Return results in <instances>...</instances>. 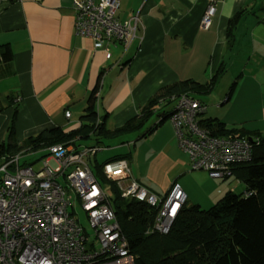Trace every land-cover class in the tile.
I'll use <instances>...</instances> for the list:
<instances>
[{
	"label": "crops",
	"instance_id": "0c3cea01",
	"mask_svg": "<svg viewBox=\"0 0 264 264\" xmlns=\"http://www.w3.org/2000/svg\"><path fill=\"white\" fill-rule=\"evenodd\" d=\"M72 2L0 0V45L8 46L11 53L9 61L0 62V69L12 71L0 77V98L14 96L0 112V142L5 141L4 132L14 110L16 142L53 126L65 131L78 127L99 76L97 111L105 117V127L111 129L136 115L164 85L185 79L205 83L220 65L264 68V0H217L208 29L200 26L207 0H119L116 16L120 21L134 14L139 17L137 38L125 54L119 44L110 45L109 58L103 49L94 48L90 38L73 32ZM240 11L234 41L228 49V20ZM224 73L208 94L200 96L205 106L214 95L222 98L212 92L225 82ZM263 82L256 87L262 104L253 110L262 119ZM238 83L224 102L235 94ZM206 97L210 99L205 101ZM66 110L71 113L69 118L64 115ZM204 114L201 118L222 119L214 116L218 113ZM156 120L151 118L148 126ZM237 122L248 130L264 131V125L248 127L246 120ZM123 139L127 142L111 145L113 153L103 160L127 154L130 177L158 195H165L177 182L186 194V204L206 209L236 188L233 175L216 179L204 170L191 169L167 119L143 137L127 135ZM79 142L71 146L82 148ZM44 159L52 161L49 155Z\"/></svg>",
	"mask_w": 264,
	"mask_h": 264
},
{
	"label": "built area",
	"instance_id": "2783aa9c",
	"mask_svg": "<svg viewBox=\"0 0 264 264\" xmlns=\"http://www.w3.org/2000/svg\"><path fill=\"white\" fill-rule=\"evenodd\" d=\"M217 0H207L200 26L208 29ZM119 0H73V32L93 41L110 57L109 46L119 44L122 53L137 38V14L120 21ZM97 102L99 90L95 93ZM206 106L190 94L174 97L167 120L172 123L178 147L189 159L191 169L209 177H231L232 167L251 157L246 136H214L199 124ZM66 118L71 113L64 112ZM102 147L76 149L62 144L48 148L52 161L42 168L20 165L15 156L0 166V264H134L127 237L107 200L105 190L85 161ZM102 171L109 180H118L123 196L155 208L152 230L165 234L186 201L180 184L174 182L165 195H158L130 177L126 159L107 161ZM62 177L63 182L58 179ZM66 184V186L63 185ZM124 183V186H123ZM76 193L85 212L89 231L69 211L71 194ZM247 195V193H244Z\"/></svg>",
	"mask_w": 264,
	"mask_h": 264
},
{
	"label": "trees",
	"instance_id": "16d2710c",
	"mask_svg": "<svg viewBox=\"0 0 264 264\" xmlns=\"http://www.w3.org/2000/svg\"><path fill=\"white\" fill-rule=\"evenodd\" d=\"M240 14L241 11L228 20V49L233 44L234 29ZM10 58L9 47L0 45V62H7ZM224 71V66L220 65L205 83L185 79L160 87L136 115L111 129L105 127V117H101L97 111L95 93L99 88L100 76L80 115V124L74 129L65 131L61 126H53L16 142L14 123L17 112L14 110L6 128L8 141L0 142V166L15 156H19L20 165L29 163L30 166V162L20 163L23 155L39 151L40 157H44L49 155L48 148L56 144L70 146L77 141L92 139L95 144L87 147L106 149L111 146L106 141L124 143L127 140L123 138L127 135L132 138L136 135L143 137L167 119L172 111L174 97L185 93L200 98L208 94ZM11 73L9 69H0V77ZM234 85L235 82L227 97L231 95ZM13 97L8 94L0 98V112L12 103ZM156 117V122L148 126L150 119ZM199 124L214 136L249 138L252 149L250 160L232 167L233 176L243 181L245 189L240 194L227 191L206 209L188 205L185 201L165 234L152 230L155 208L133 197L123 196L119 181L109 180L102 171L105 162L126 159L127 154L109 157L102 162L96 160L95 153L85 157L100 186L105 184L108 187L110 194L102 188L127 237L134 264H264V133L238 125L228 126L216 117L201 118Z\"/></svg>",
	"mask_w": 264,
	"mask_h": 264
},
{
	"label": "rangeland",
	"instance_id": "374dc122",
	"mask_svg": "<svg viewBox=\"0 0 264 264\" xmlns=\"http://www.w3.org/2000/svg\"><path fill=\"white\" fill-rule=\"evenodd\" d=\"M224 73V81H221L220 85L217 87V89L212 92V94L217 93L219 97H216L214 95L213 100L211 102L207 101L210 99V97L204 98L206 102V106L208 107V110L204 112V115H208L210 112L212 113H218L214 116L218 115L221 116L223 121L228 126H241L239 124V121L246 120V126L250 127H262L264 125V119L260 118L259 114L255 116V113H253L254 108L257 109L260 107V104H262L261 100H259L257 94H259L260 91L256 88L258 86V82L264 81V68H225ZM220 81V80H219ZM238 81L237 89L235 91V94L231 96V98L224 102L225 98L227 97V94L230 91L231 86L234 84V82ZM264 83V82H263ZM218 84V82H217ZM216 84V85H217ZM236 86V84H235ZM264 90V89H263ZM220 91L221 96H220ZM2 94V93H1ZM2 98V97H1ZM217 104V105H216ZM256 112V110H255ZM221 114V115H220ZM236 121H238V124H235ZM241 123V122H240ZM263 130V128H262ZM261 133H264V131H259ZM6 142L8 141L7 132H4V138ZM2 142V141H1ZM117 141H106V144L113 145ZM93 145L95 142L92 139H84L79 142V147H82L84 145ZM115 146V145H114ZM113 147H108L106 149L98 150L95 152L96 159L99 161H103L107 155H111L113 151ZM122 149V148H121ZM122 151V150H121ZM41 153L34 152L29 153L26 155H23L20 158V163H23V161L26 162H32L30 166L34 170H39L42 168V162L44 160V157H40ZM1 162V161H0ZM232 178V177H231ZM62 177H59V181L63 182ZM237 180L236 182H234ZM234 184H236V188L233 190L235 194H240L245 189V184L243 181L239 179L233 180ZM64 186H66L65 183H63ZM124 186V183H123ZM102 187L107 191L108 194V187L105 184H102ZM67 194H71V203L72 207L69 206V211L75 216V218L89 231L91 229L89 228L88 221L86 218V214L82 209L79 207V202L77 200L76 193L71 190V188L67 187ZM220 198L216 199L218 201ZM214 202V203H215ZM212 203V205L214 204ZM204 209V208H203Z\"/></svg>",
	"mask_w": 264,
	"mask_h": 264
}]
</instances>
